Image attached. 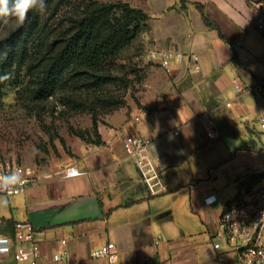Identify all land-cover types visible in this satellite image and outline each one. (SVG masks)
Segmentation results:
<instances>
[{"label":"crops","instance_id":"1","mask_svg":"<svg viewBox=\"0 0 264 264\" xmlns=\"http://www.w3.org/2000/svg\"><path fill=\"white\" fill-rule=\"evenodd\" d=\"M122 1L148 12L146 35L152 46L194 52L200 69L189 70L184 64L168 71L159 65L163 78L154 96L136 107L131 118L120 119L118 125L105 130L98 127L103 144L87 141L64 166L36 168V182L19 194H3L9 203L0 207V218L30 221L41 231L38 264H107L103 258L92 257L91 251L108 241L117 247L115 264H212L238 257L236 251L214 247L215 233L225 204L248 199L251 191L239 187L237 196L230 199L220 191L216 179L221 163L232 167L229 179L239 186L246 176L264 172L259 164L262 153L253 145L225 144V139L237 135L238 120L249 119L245 97L258 101L264 95V70H259L264 69V35L255 26L251 0H189L185 6L181 0ZM196 1L204 4L223 37L204 24ZM230 41H239L233 54L226 46ZM256 84H262L263 90H246ZM213 124L216 137L208 135ZM128 132L152 139L149 150L163 165L165 192H149L124 150L123 136ZM210 144L227 148L228 156L217 165L216 160L208 161L209 167L201 173L199 153ZM71 164L84 173L66 177L64 170ZM262 182L264 179L254 186ZM187 188L190 200L180 202L181 212L170 210L166 201L157 198ZM213 194L216 201L207 204L205 197ZM130 200L135 202L125 204ZM187 221L200 222L204 230H190ZM23 232L15 228L11 234L0 224V233L16 243H21ZM62 239L70 254L66 262L52 259ZM2 264L29 263L15 261L10 255Z\"/></svg>","mask_w":264,"mask_h":264},{"label":"trees","instance_id":"2","mask_svg":"<svg viewBox=\"0 0 264 264\" xmlns=\"http://www.w3.org/2000/svg\"><path fill=\"white\" fill-rule=\"evenodd\" d=\"M189 0H181L183 6ZM46 11H32L22 27H12L0 37V75H20L26 69L32 99L45 102L59 95L61 104L75 111L89 110L93 129L83 139L103 144L99 134L100 110L108 112L125 104V95H113L112 85L127 91L132 85V68L121 74L118 59L122 52L141 40L149 29L150 15L122 0H46ZM204 24L223 37L219 24L202 2H195ZM12 80L0 82V103ZM264 179V172L246 176L240 187L251 190ZM135 200L127 201L132 204ZM11 234L13 219L0 218Z\"/></svg>","mask_w":264,"mask_h":264},{"label":"rangeland","instance_id":"3","mask_svg":"<svg viewBox=\"0 0 264 264\" xmlns=\"http://www.w3.org/2000/svg\"><path fill=\"white\" fill-rule=\"evenodd\" d=\"M14 23L4 24L0 22V37L5 36L14 27ZM148 31V30H147ZM145 31V32H147ZM152 46V42L147 35L141 34V40L125 49L118 59L121 74H127L132 68L137 69L138 74H130L133 80L131 87L124 91L119 85H112L113 95H125V104L118 108H112L108 112L103 109L98 115V127L103 130L118 125V120L131 118L132 111L136 107H141L146 98L154 96L157 86L161 85L162 68L148 61L144 54ZM264 66V58L262 59ZM261 62V61H260ZM259 62V63H260ZM260 71L264 69H259ZM261 71V72H262ZM264 79V74L262 75ZM29 75L24 69L20 75H12L10 85L3 101L0 103V151L9 159L30 165L35 168H52L64 166L75 156V151L79 145L89 144L80 135L90 136L93 129V115L89 110L75 111L69 106L61 104L59 95L51 97L45 102H36L32 99L29 89ZM249 107V119L240 118L237 124V135L225 139V144L239 142L240 145H253L260 151L259 164L264 170V129L261 127V116H264V95L259 100L253 97H245ZM259 103V104H258ZM261 103V104H260ZM249 121V122H248ZM247 126L252 131H250ZM124 137V136H123ZM211 142H215L212 140ZM221 145V144H220ZM227 148H220L215 144H210L200 150V171L205 173L209 167L208 161L217 165V162L224 160L228 155ZM255 164L252 163V166ZM216 182L220 186L223 195L230 199L237 196L239 182L232 181L230 174L232 167L221 163L217 166ZM259 185V184H258ZM254 186L252 194L264 187V183ZM244 194V193H243ZM0 196H4L1 194ZM190 189H180L173 195L171 193L159 196V201H166L170 210H182L181 201L190 200ZM249 196V197H250ZM7 200L8 197L4 196ZM248 197V198H249ZM156 198V199H157ZM189 229L198 233L204 230L203 225L198 221L186 222ZM212 264H243L236 255L229 259L225 257L223 263Z\"/></svg>","mask_w":264,"mask_h":264},{"label":"built area","instance_id":"4","mask_svg":"<svg viewBox=\"0 0 264 264\" xmlns=\"http://www.w3.org/2000/svg\"><path fill=\"white\" fill-rule=\"evenodd\" d=\"M251 6L256 12L255 26L264 35V0H251ZM147 32H143L146 36ZM239 41H230L226 44L233 54ZM148 61H152L166 70L189 65V70H199V57L194 52H187L179 48H159L151 46L144 54ZM245 87H239L244 90ZM263 90L262 84L250 85L246 90ZM230 105V102L226 103ZM261 126L264 127V116L261 117ZM208 135L216 137L218 131L213 124ZM179 130L174 133L178 134ZM152 139L139 133H125L123 147L131 160L138 168L151 195H157L167 190L162 178L163 165L150 153ZM20 168L23 171L25 183L17 187L11 194L16 195L25 190L31 183L39 179L36 168L24 165L16 160L9 159L0 151V174H7ZM75 164L68 165L64 170L66 177L83 174ZM251 195V193H250ZM205 202L211 204L216 201V195L205 197ZM15 228L23 229L21 243H16L10 236L0 233V264L12 256L15 261L38 264L41 257V231L30 221H18ZM215 248L226 247L236 251L239 260L243 264H264V187L257 190L248 199H235L227 202L223 213L219 218L218 229L215 233ZM158 237L157 241H160ZM69 249L65 239L60 241L59 247L52 255V259L58 262H66L69 259ZM91 256L103 258L107 264H115L118 260L115 242L108 241L101 247L91 251Z\"/></svg>","mask_w":264,"mask_h":264},{"label":"clouds","instance_id":"5","mask_svg":"<svg viewBox=\"0 0 264 264\" xmlns=\"http://www.w3.org/2000/svg\"><path fill=\"white\" fill-rule=\"evenodd\" d=\"M46 0H0V22L14 23L17 28L22 27L32 11L43 14L46 11ZM11 73L0 75V82L10 80ZM25 183L23 171L17 168L10 173L0 174V193L11 194L17 187ZM8 200L0 196V207H6Z\"/></svg>","mask_w":264,"mask_h":264}]
</instances>
